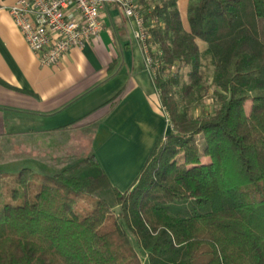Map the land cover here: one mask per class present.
<instances>
[{
	"label": "trees",
	"instance_id": "1",
	"mask_svg": "<svg viewBox=\"0 0 264 264\" xmlns=\"http://www.w3.org/2000/svg\"><path fill=\"white\" fill-rule=\"evenodd\" d=\"M139 10L170 131L124 191L94 154L0 172V264H264V0H187L185 25L177 0Z\"/></svg>",
	"mask_w": 264,
	"mask_h": 264
},
{
	"label": "crops",
	"instance_id": "2",
	"mask_svg": "<svg viewBox=\"0 0 264 264\" xmlns=\"http://www.w3.org/2000/svg\"><path fill=\"white\" fill-rule=\"evenodd\" d=\"M16 1L0 0V171L52 169L45 158L72 148L94 154L111 184L126 190L155 140L171 129L134 21L107 5L96 41L71 48L56 66H41L8 13ZM135 1L140 7L148 0ZM186 4L177 0L183 25Z\"/></svg>",
	"mask_w": 264,
	"mask_h": 264
},
{
	"label": "built area",
	"instance_id": "3",
	"mask_svg": "<svg viewBox=\"0 0 264 264\" xmlns=\"http://www.w3.org/2000/svg\"><path fill=\"white\" fill-rule=\"evenodd\" d=\"M107 5H114L125 18L134 21V37L152 80L159 62L150 54L148 28L135 0H17L9 6L8 13L39 64L52 67L71 48H81L98 39L103 28L101 10Z\"/></svg>",
	"mask_w": 264,
	"mask_h": 264
},
{
	"label": "rangeland",
	"instance_id": "4",
	"mask_svg": "<svg viewBox=\"0 0 264 264\" xmlns=\"http://www.w3.org/2000/svg\"><path fill=\"white\" fill-rule=\"evenodd\" d=\"M198 44H199L200 50L204 51L205 45L202 42H200V41L198 42ZM201 61H202V65H203V68H204L203 69L204 70V74H205L204 78L208 79V81H209V77L211 75V67L208 64L209 63L208 59L206 57H204L203 53H202ZM173 71H175V68L173 69ZM186 73H187V68L181 67L178 70L179 83L180 84L185 81L184 78H186ZM147 74H148V72H147ZM204 84H206L205 81H204ZM211 90H212V88H210L209 91L203 95L202 99L197 103L198 105H196L194 107L195 108L193 110L194 115H199L202 112L203 109L206 110V111H209V112H211L213 110V108H214V104L213 103L214 102L212 100ZM249 106H250V102L246 101V103H245V111H248ZM198 140H199V137H198ZM198 144L200 146H202L201 142H199ZM85 156L86 155H76V153H73V150L71 148V149H67L66 150V155L61 157L60 159L58 157H56V156L55 157L50 156L48 158H45L46 159V163L52 169L46 170V169H42L41 167H39V169H37V168H35V166L31 167V169L36 171V172H39V173L54 174V173L60 171L61 169H63L64 167H66L67 163L70 165V164L74 163L75 161H78V160L84 158ZM21 157H18L19 159L21 158L20 161L24 160V159H27V158H25L23 156H21ZM1 158H6V157L3 156ZM13 162H14V160H13ZM22 167H24V166L22 165ZM22 167L21 166L20 167H12L11 171H5V172H17Z\"/></svg>",
	"mask_w": 264,
	"mask_h": 264
}]
</instances>
